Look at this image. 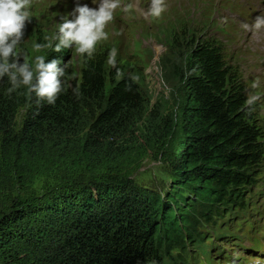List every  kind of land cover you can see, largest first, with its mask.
Listing matches in <instances>:
<instances>
[{"label": "trees", "instance_id": "obj_1", "mask_svg": "<svg viewBox=\"0 0 264 264\" xmlns=\"http://www.w3.org/2000/svg\"><path fill=\"white\" fill-rule=\"evenodd\" d=\"M194 44L179 111L151 123L159 126L154 155L166 158V140L176 143L165 194L139 188L119 165V134L135 120L151 122L131 70L118 63L117 80L99 52L83 59L79 76L68 65L73 88L54 106L0 81V201L8 202L0 264H199L222 250L215 244L231 237L223 222L246 215L263 184L262 130L220 47L211 38ZM68 57L51 51L45 60Z\"/></svg>", "mask_w": 264, "mask_h": 264}, {"label": "rangeland", "instance_id": "obj_2", "mask_svg": "<svg viewBox=\"0 0 264 264\" xmlns=\"http://www.w3.org/2000/svg\"><path fill=\"white\" fill-rule=\"evenodd\" d=\"M206 1L178 0L175 6H167L161 17L154 18L145 15L150 0H121L122 8L117 10L114 21L107 28L110 39L97 46L96 53L106 57L115 47L117 64L136 75L148 97L151 122L135 120L133 126L119 134L120 168L123 174L131 175L139 188L165 194L174 185L173 165L168 159L176 148L175 139L166 140L169 142L166 158L157 157L154 146L158 135L155 131L159 126L154 128L155 124L151 123L157 117H173L179 111L184 94L180 75L191 64V51L197 37L211 38L238 74L253 115L261 127L264 147V59H258L264 56V46L259 42L264 43V30L257 33L246 30L241 35L240 25L230 27L226 20H221L228 15L221 14L215 1L209 7ZM225 1L235 9L244 7L241 11L244 24L252 25L257 16H264V0ZM76 3L77 0H32V21L26 25L20 59L26 56L34 67L36 55L46 58L52 50L36 52L33 45L45 42L44 38L55 32L61 16H69ZM80 3H87L90 8L97 7L93 0H80ZM128 5H132L131 9ZM67 51L68 65L75 76H79L84 58L73 50ZM23 114L21 111L20 119ZM83 122L79 128L80 137L88 133L91 117L85 116ZM259 183L263 184L256 186L254 192L257 195L249 212L244 216H228L223 222L224 227L228 225L224 232L231 235L230 240L217 242L215 246L219 245L222 250L212 252L213 256L209 255L208 259L202 254L199 264H264V172ZM5 193L0 191V197ZM6 198L0 201V208L8 204ZM204 229L210 230L211 227ZM206 242L210 244L208 239Z\"/></svg>", "mask_w": 264, "mask_h": 264}, {"label": "clouds", "instance_id": "obj_3", "mask_svg": "<svg viewBox=\"0 0 264 264\" xmlns=\"http://www.w3.org/2000/svg\"><path fill=\"white\" fill-rule=\"evenodd\" d=\"M93 3L97 7L90 8L77 0L69 16H61L55 32L45 37V42L35 43L33 49L36 52L51 49L55 53L73 50L86 60L93 59L97 46L110 39L107 28L114 21L117 10L122 8L121 0H93ZM31 7L32 0H0V81L7 79L11 85L9 92L22 87L27 95L36 98L38 105L54 106L73 88L69 83L68 64L58 59L46 62L43 55L35 56L34 67L26 56H23L24 62H20L26 25L32 21ZM131 7L128 5V9ZM166 11L165 0H150L145 15L159 18ZM242 27L253 33L264 30V16H257L252 25ZM106 63L115 69L117 80L123 78L117 67L115 47L109 51ZM74 94L79 95L78 86Z\"/></svg>", "mask_w": 264, "mask_h": 264}, {"label": "bare ground", "instance_id": "obj_4", "mask_svg": "<svg viewBox=\"0 0 264 264\" xmlns=\"http://www.w3.org/2000/svg\"><path fill=\"white\" fill-rule=\"evenodd\" d=\"M177 1H178V0H174L173 2H168V1L165 0L167 6L170 7V8L173 7V6H175V4H176ZM183 1L188 2V0H183ZM213 1H215L216 5H217V8L220 10L221 14H222V13H226V14L228 15V18L223 19V18L221 17V20H226L227 23H228V25H229L230 27H232V26H237V27H238V25H240L241 28H242V33H241V35L243 34V32L246 33V30L242 27V25H244V22H245V21H244L242 15H241V11L244 10V7L235 9V8H234V7H235L234 5H232V6H228V4H227V2H226L225 0H207V1H206V5H207L208 7L211 6V3H212ZM250 1H251V0H245V2H250ZM169 11H171V10H169ZM169 11H168V12H169ZM221 16H222V15H221ZM248 36H249V38H250V35H248ZM251 40H253V39H251ZM253 41H254V40H253ZM254 42H255V41H254ZM259 42H260L261 45L264 46V43H263V42H261V41H259ZM256 43H258V42H256ZM258 59H264V56H263V57H258Z\"/></svg>", "mask_w": 264, "mask_h": 264}]
</instances>
